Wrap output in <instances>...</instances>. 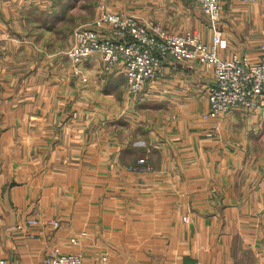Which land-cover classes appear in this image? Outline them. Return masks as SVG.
<instances>
[{"label": "crops", "instance_id": "0c3cea01", "mask_svg": "<svg viewBox=\"0 0 264 264\" xmlns=\"http://www.w3.org/2000/svg\"><path fill=\"white\" fill-rule=\"evenodd\" d=\"M73 6L80 25L122 11L208 43L218 28L223 57L262 53L264 0H223L215 21L195 0H0V264L52 246L87 264H264V102L204 117L203 62L167 61L131 93L99 54L47 53Z\"/></svg>", "mask_w": 264, "mask_h": 264}, {"label": "built area", "instance_id": "2783aa9c", "mask_svg": "<svg viewBox=\"0 0 264 264\" xmlns=\"http://www.w3.org/2000/svg\"><path fill=\"white\" fill-rule=\"evenodd\" d=\"M195 1L213 21L221 16L223 0ZM224 46L218 28L213 41L208 43L196 30L174 34L160 26L142 22L135 15L102 9L92 25L75 30L68 55L77 67L95 54L101 56L107 70L121 65L131 93H139L147 81L162 75L164 62H203L212 66L215 73V79L209 86L210 107L204 117L217 118L239 108L257 109L264 102V44L258 59L238 53L223 57L220 50ZM52 221L56 227L61 224L57 219ZM27 222L37 223L38 219L28 218ZM72 241L77 242V238L73 237ZM44 262L86 264L82 255L65 252L59 246L47 251Z\"/></svg>", "mask_w": 264, "mask_h": 264}, {"label": "rangeland", "instance_id": "374dc122", "mask_svg": "<svg viewBox=\"0 0 264 264\" xmlns=\"http://www.w3.org/2000/svg\"><path fill=\"white\" fill-rule=\"evenodd\" d=\"M58 3H59V1H58ZM61 6H62V4H61ZM58 7H60V4L58 5ZM78 11H79V6H78V10H76L75 9V6H73L69 10L70 13L68 14L67 18H63L62 20L58 21V23H56V27L55 28L57 29V31L56 32H53L52 35H50V36L44 37L45 40L43 39L44 42L46 41V42H48V44L51 45V47H50L51 49L50 50L48 49L47 53L53 52V51L56 52L57 50L61 52L62 50H64V54L66 53V56L68 57V59L70 60V62H72L73 65H75V64L73 63V61L69 57L68 51H69V49L72 46V43L74 41V32H75V30L77 28L81 27V26H85L84 24L83 25H80V24L77 23L79 17L76 18V16H79L80 15ZM205 15H207L208 16V19L210 20V18H209L210 16L207 13H205ZM81 18L85 19V17H81ZM211 20H213V19L211 18ZM151 26H159V25H151ZM174 34H177V33H174ZM53 42H56L57 43L56 46H54ZM165 63L166 62H164V64H163V72L165 71L164 70ZM76 71H78V70H76ZM53 220H55V219H53ZM51 223L54 225L53 221H51ZM54 227H55V225H54ZM86 235H87V233L85 231H83V232H81V235H74L77 238V242H73L72 241V238L73 237L71 238V241L73 243H79L78 241H79L80 237L81 236L82 237H85ZM104 258L107 259V257H104ZM104 261H107V260H104Z\"/></svg>", "mask_w": 264, "mask_h": 264}]
</instances>
